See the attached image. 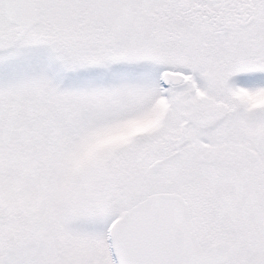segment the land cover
Listing matches in <instances>:
<instances>
[{
    "label": "snow or ice",
    "instance_id": "6c2138e0",
    "mask_svg": "<svg viewBox=\"0 0 264 264\" xmlns=\"http://www.w3.org/2000/svg\"><path fill=\"white\" fill-rule=\"evenodd\" d=\"M0 264H264V0H0Z\"/></svg>",
    "mask_w": 264,
    "mask_h": 264
}]
</instances>
